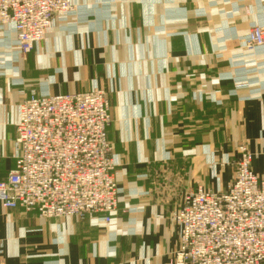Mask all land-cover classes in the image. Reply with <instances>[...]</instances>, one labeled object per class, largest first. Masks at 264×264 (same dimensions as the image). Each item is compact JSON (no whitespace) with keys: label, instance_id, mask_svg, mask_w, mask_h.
Instances as JSON below:
<instances>
[{"label":"crops","instance_id":"1","mask_svg":"<svg viewBox=\"0 0 264 264\" xmlns=\"http://www.w3.org/2000/svg\"><path fill=\"white\" fill-rule=\"evenodd\" d=\"M73 1L26 56L0 27V180L24 100L104 90L123 193L110 223L0 205V264H168L189 189L227 190L243 144L264 179V47L244 45L264 0Z\"/></svg>","mask_w":264,"mask_h":264},{"label":"built area","instance_id":"2","mask_svg":"<svg viewBox=\"0 0 264 264\" xmlns=\"http://www.w3.org/2000/svg\"><path fill=\"white\" fill-rule=\"evenodd\" d=\"M73 0H0V27H11L23 56L52 32L57 17L73 13ZM264 47V26L245 42ZM15 168L0 180V205L41 219L100 216L110 223L122 189L116 179L108 93L31 94L19 105ZM253 154L238 147L226 191L199 186L184 195L174 220L179 243L168 264H264V179ZM223 167V165H221Z\"/></svg>","mask_w":264,"mask_h":264},{"label":"rangeland","instance_id":"3","mask_svg":"<svg viewBox=\"0 0 264 264\" xmlns=\"http://www.w3.org/2000/svg\"><path fill=\"white\" fill-rule=\"evenodd\" d=\"M226 191V190H225Z\"/></svg>","mask_w":264,"mask_h":264}]
</instances>
